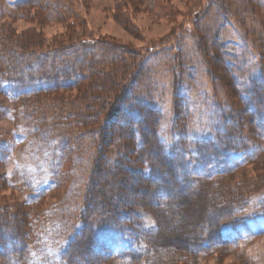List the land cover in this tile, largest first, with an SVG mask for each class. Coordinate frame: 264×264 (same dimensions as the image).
<instances>
[{
    "label": "rangeland",
    "instance_id": "obj_1",
    "mask_svg": "<svg viewBox=\"0 0 264 264\" xmlns=\"http://www.w3.org/2000/svg\"><path fill=\"white\" fill-rule=\"evenodd\" d=\"M16 1L0 0V214L11 220V213L21 211L24 231L30 226L26 221H34L33 263L60 264L61 251L79 224L95 156L118 163L119 153L129 151L115 144L103 148L105 135L96 131L104 115L88 125L67 115L94 97L104 105L112 94L104 98L71 88L59 95L16 97L21 90L12 88L19 81L9 74V60L79 40L100 43L90 53L100 70L112 72L102 80L104 87L117 93L124 87L130 106L147 104L156 113L161 145L179 169L184 190L200 191L194 197L198 204L205 193V222L235 219L227 226L238 241L233 246L193 260L183 252L184 262L174 264H264V136L255 129L264 128V121H251L236 91L250 93L247 85L264 74L262 0H60L77 16L61 20ZM132 119L130 124L138 121ZM116 123H109L107 139L116 136ZM59 133L72 138L71 152L63 151ZM205 149L215 151L221 162L207 168L200 155ZM213 168L220 176L204 178ZM193 171L196 188L189 178ZM6 182H18L20 189ZM193 206L201 216L200 205ZM167 222L163 229L171 243L182 244V235L190 236L191 222L183 213ZM178 248L172 253L180 255Z\"/></svg>",
    "mask_w": 264,
    "mask_h": 264
},
{
    "label": "trees",
    "instance_id": "obj_2",
    "mask_svg": "<svg viewBox=\"0 0 264 264\" xmlns=\"http://www.w3.org/2000/svg\"><path fill=\"white\" fill-rule=\"evenodd\" d=\"M62 2L64 4L61 5L60 0H17L16 4L50 12L60 20L70 17L77 19L76 15L69 14L70 6ZM262 2L264 4V0ZM67 31L70 37L71 31ZM69 39H73V36ZM71 41L51 44L48 50L42 52L35 49L21 52L18 59L13 57V60H9L12 65L9 74L19 81L12 88L21 90L16 97L24 99L71 88L104 98L112 94L111 100L105 101L104 105L96 102L94 97L90 105L79 107V111L69 110L67 115L77 118L76 123L85 125L93 123L98 115H104L100 131H96L105 135L102 140L103 148L120 145L123 150H129V154L119 153L118 163L102 159L101 155L95 156L88 177L89 191L84 196L85 205L78 216L79 224L61 251L60 264H174L177 260L184 262L181 258L183 252L187 253L185 257L193 260L192 257L197 255H207L237 243V240L231 239L227 227L235 219L221 218L213 224H207L203 217L208 203L204 198L205 193H202V200L198 204L194 202V197H198L201 192L193 191L194 188L189 192L184 190L179 169L169 162V154L161 145L157 129L158 116L156 113L152 114L151 107L138 102H131L130 106L124 87H120L118 93L110 87H104L102 80L112 75V72L110 69L100 70L97 57L90 53V49L100 48V43L92 45L78 40L71 44ZM218 49L223 55L222 45L218 44ZM24 65H27V70L22 69ZM23 73L30 75L26 76L28 79H21ZM231 75L234 85L238 84L237 78L235 80ZM260 78L262 79L252 80L247 85L250 93L243 95L236 89L255 124L264 121V91L260 89L264 74ZM94 90L100 94L93 92ZM132 118H136L137 123L130 124ZM112 121L118 122V132L114 138L107 139L109 123ZM259 126L262 127L261 124ZM55 129L57 128H52V134L57 131ZM255 129L264 136V128ZM60 137H57V141L63 151L71 152L72 138L63 134ZM200 155L206 157L203 162L207 164V168L221 162L215 151L210 149L200 151ZM215 168L210 169L212 171L208 175H203L204 178L210 181L217 179L222 172ZM194 174V171L190 172L189 178L191 185L196 188L198 182L193 177ZM6 184L10 188L20 189L18 182ZM186 201L190 203L189 206L184 204ZM193 205L197 208L200 205L201 216L195 212ZM179 213H183L191 222L187 228L189 230L185 228L186 233L191 234L182 235V244L175 242V245L171 243L168 231L163 228L172 217H179ZM10 215L11 220L4 212L0 214V264H34V221H26L30 226L24 231L21 211L17 210L15 215ZM16 216L18 223L14 221ZM37 219L38 215L34 218L35 222ZM177 246L179 251L182 250L180 255L172 253V249Z\"/></svg>",
    "mask_w": 264,
    "mask_h": 264
}]
</instances>
